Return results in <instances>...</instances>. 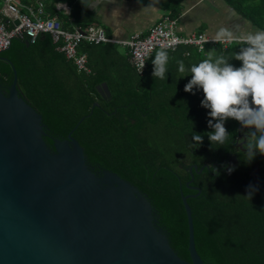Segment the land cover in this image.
Here are the masks:
<instances>
[{
    "label": "trees",
    "instance_id": "trees-1",
    "mask_svg": "<svg viewBox=\"0 0 264 264\" xmlns=\"http://www.w3.org/2000/svg\"><path fill=\"white\" fill-rule=\"evenodd\" d=\"M22 1L27 6L40 1L43 12L55 16L66 30L84 29L93 23L79 0ZM180 1L146 2L158 4L176 18ZM222 2L254 29L264 30V0ZM56 4L64 5L68 13L56 11ZM241 46L235 41L225 47L208 43L201 52L179 46L168 51L169 72L162 81L151 75L156 51L137 75L125 48L80 43L76 52L85 55L89 70L83 74L55 50L48 35L42 34L27 46L20 39L10 41L0 52V79L10 84L12 70L15 72L18 94L41 117L44 130L54 139H64L84 117L71 137L82 148L85 160L144 194L170 248L185 261L187 232L180 193L196 194L184 187L189 180L186 169L207 165L199 174L192 173L188 186L199 193L186 199L196 254L202 264H264V181L251 182L241 165L231 173H215L241 126L229 119L225 127L230 138L225 145L211 146L205 135L199 147L189 149L186 143H192V133L211 129L207 127L208 110L200 106L202 92H184L191 77L180 78L176 64L180 59L189 66L209 54L231 56ZM230 63L240 66L235 60ZM101 84H105L108 97L98 93ZM93 103L96 106L87 116ZM250 184L258 186V191L249 200L244 196Z\"/></svg>",
    "mask_w": 264,
    "mask_h": 264
},
{
    "label": "water",
    "instance_id": "water-1",
    "mask_svg": "<svg viewBox=\"0 0 264 264\" xmlns=\"http://www.w3.org/2000/svg\"><path fill=\"white\" fill-rule=\"evenodd\" d=\"M97 91L109 96L105 84ZM83 118L54 139L18 94L15 72L10 84L0 79V264H202L186 199L199 193L188 186L192 173L207 167H188L184 187L196 194L180 193L185 261L170 248L144 194L85 160L71 137Z\"/></svg>",
    "mask_w": 264,
    "mask_h": 264
},
{
    "label": "clouds",
    "instance_id": "clouds-1",
    "mask_svg": "<svg viewBox=\"0 0 264 264\" xmlns=\"http://www.w3.org/2000/svg\"><path fill=\"white\" fill-rule=\"evenodd\" d=\"M101 2L102 13L106 4L116 5L111 16L118 18L120 5L117 0ZM85 7H93L97 14L101 11L95 4ZM216 39L235 41L242 46L231 56L209 54L207 58L189 66L183 60H176L180 78L191 77L184 86V92L195 94L194 89L202 92L200 106L208 110L207 127L211 129L203 134L192 133V143L186 145L189 149L199 147L205 135L211 146L225 145L230 138L225 122L231 119L246 130L244 155L251 162L257 155L264 156V30L240 34L221 28L216 33ZM231 60L238 61L240 66H234L230 63ZM169 61L167 49L155 52L151 61V75L154 79L165 81L169 72ZM143 67L144 64L141 69ZM228 171L231 173L234 169L228 168ZM256 191L258 186L250 184L244 197L250 200Z\"/></svg>",
    "mask_w": 264,
    "mask_h": 264
},
{
    "label": "built area",
    "instance_id": "built-area-1",
    "mask_svg": "<svg viewBox=\"0 0 264 264\" xmlns=\"http://www.w3.org/2000/svg\"><path fill=\"white\" fill-rule=\"evenodd\" d=\"M0 3V52L7 49L12 39L32 44L38 35L46 34L55 45V50L71 61L77 72L83 74H88L89 70L85 65V55L76 52L80 43H110L125 48L129 65L140 75L144 69L141 66H145L150 55L160 49L172 51L179 46H188L201 52L208 43H218L225 47L232 42L209 39L203 33L179 35L176 31L177 19L168 14L161 16L145 33H135L126 40L115 41L106 37L98 26L66 30L55 16L43 12L40 1L34 2L32 7L24 6L16 0H0ZM13 21H17V25H13Z\"/></svg>",
    "mask_w": 264,
    "mask_h": 264
},
{
    "label": "crops",
    "instance_id": "crops-1",
    "mask_svg": "<svg viewBox=\"0 0 264 264\" xmlns=\"http://www.w3.org/2000/svg\"><path fill=\"white\" fill-rule=\"evenodd\" d=\"M16 1L27 6L22 0ZM146 1L117 0L120 5V14L116 18L115 15L111 16V11L116 6L114 4H106L102 13L101 0H79L93 22L88 26L100 27L105 36L115 41L126 40L135 33H145L161 16L168 14L160 9L158 4ZM89 4L97 5L101 10L100 13L97 14L93 7H85ZM55 10L63 15L68 13L62 4H56ZM176 19V31L183 36L190 33H203L209 39H216V33L221 28H227L240 34L256 31L222 0H181Z\"/></svg>",
    "mask_w": 264,
    "mask_h": 264
},
{
    "label": "flooded vegetation",
    "instance_id": "flooded-vegetation-1",
    "mask_svg": "<svg viewBox=\"0 0 264 264\" xmlns=\"http://www.w3.org/2000/svg\"><path fill=\"white\" fill-rule=\"evenodd\" d=\"M245 131L242 128H238L235 133V137L230 142L229 151L227 152L221 164L216 165L215 173L220 171L228 173V168H234L235 166L245 167L246 176L253 183L264 181V156L257 155L254 160L248 162L244 155L243 141ZM208 167L207 165H203Z\"/></svg>",
    "mask_w": 264,
    "mask_h": 264
}]
</instances>
